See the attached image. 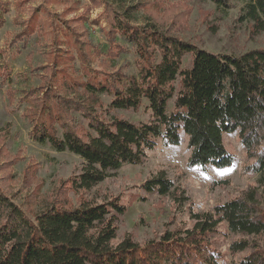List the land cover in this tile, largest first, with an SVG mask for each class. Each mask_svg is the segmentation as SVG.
<instances>
[{"label": "trees", "instance_id": "obj_1", "mask_svg": "<svg viewBox=\"0 0 264 264\" xmlns=\"http://www.w3.org/2000/svg\"><path fill=\"white\" fill-rule=\"evenodd\" d=\"M210 1L224 9L232 6V0ZM242 1L241 19L252 21L256 31H264V0ZM8 4L0 0V11L8 12ZM141 4L117 7L113 1L102 0L104 19L100 15L91 19L87 11L71 20L81 23L80 33L69 20L59 18L56 27L61 23L59 31L75 49L79 47L82 59L87 58L81 49L84 45L91 48L89 59L93 54L113 61L128 53L127 46L118 41L121 36L135 48L137 74L120 69L102 78L84 65L88 77L81 74L80 78L78 72L65 73L58 58L40 66V84L23 91L29 103L26 116L32 139L81 157V170L71 177V184L76 190H90L112 171L140 163L158 139L165 145L186 142L190 166H233L236 157L226 148L223 134L237 132L247 156L253 159L250 168L259 173V183L264 185V49L215 53L161 30L156 23L137 25L131 16L140 11ZM33 18L36 25L30 23L14 39L17 46H26L35 31H45V21ZM3 21L0 15V27ZM100 21L106 24L100 27L109 45L106 52L92 38L91 27L100 26ZM67 54L77 58L71 51ZM187 54L192 59L184 67ZM101 93L113 96L111 106L116 109L138 110L147 99L153 117L141 123L117 117L108 121L95 107ZM174 96L173 110L168 113L167 104ZM80 117L87 120V128ZM144 187L168 195L174 182L160 173L145 181ZM262 204L258 189L252 187L211 211L195 213L194 226L181 233L168 232L144 245L130 237L115 244L118 226L112 212H124L117 199L77 206L53 203L31 217L0 188V264H218L219 256L207 240L221 222L243 236L231 249L247 253L234 264H264Z\"/></svg>", "mask_w": 264, "mask_h": 264}, {"label": "rangeland", "instance_id": "obj_2", "mask_svg": "<svg viewBox=\"0 0 264 264\" xmlns=\"http://www.w3.org/2000/svg\"><path fill=\"white\" fill-rule=\"evenodd\" d=\"M6 1L9 11H0L4 19L0 27V188L29 216L34 217L53 203L77 206L85 201L99 204L117 199L124 206V212H112L116 215L118 226L114 243L130 237L144 245L151 240L161 239L168 232L181 233L192 228L195 213L211 211L252 187L258 189L264 207V185L259 183V173L250 168L253 159L247 156L237 132L223 134L226 148L236 157L233 166H190V150L186 142L165 145L162 139H158L155 147L147 150L140 163L126 164L112 171L109 177L90 190L74 189L71 177L80 172L82 158L70 151L59 152L50 143L41 144L32 139L31 123L26 116L29 103L24 99L23 91L40 84L42 71L38 70L39 67L55 58L65 67V73L72 75L78 72L88 77L84 72L88 67L84 65L102 78L104 73L116 70L135 75V48L119 36L118 41L127 46L128 53L113 61L104 55L93 54L89 59L91 48L84 45L81 49L86 52L87 58L82 59L77 52L79 47L75 49L69 42L71 40H65L59 31L61 23L58 22L56 27L61 17L69 20L80 33L81 23L71 20L87 11L91 19L99 15L104 19L102 0ZM110 1L117 7L142 3L140 11L131 16L133 23H156L161 30L211 52L241 54L251 49H264V31H256L252 21L241 19L245 5L242 0H232L231 8L227 9L216 6L210 0ZM35 16L45 21V31H35L26 46L20 43L17 46L14 39L30 27V23L36 25ZM105 26L101 22L100 26L91 27L93 41L104 52L109 45L100 27ZM81 35L78 38L83 41ZM70 51L77 58H69L67 53ZM191 59L190 54L185 55L183 66L189 67ZM175 86L178 92L179 78ZM112 98L108 93H101L95 105L99 114L108 121L117 117L141 123L153 117L147 99L143 100L138 110H134L113 108ZM174 100L175 96L167 104L168 113L173 110ZM80 119L87 128V120ZM160 173L174 182L171 194L161 195L145 189V181ZM241 238L242 235L229 230L226 222L218 225L207 240L212 251L219 256L218 264H234L247 253L233 252L231 249V244ZM261 243L264 245V237Z\"/></svg>", "mask_w": 264, "mask_h": 264}]
</instances>
